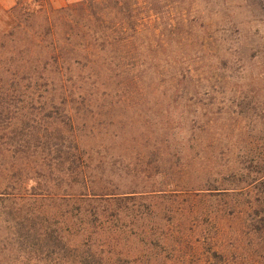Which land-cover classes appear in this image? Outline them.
Returning <instances> with one entry per match:
<instances>
[{"label":"rangeland","instance_id":"rangeland-1","mask_svg":"<svg viewBox=\"0 0 264 264\" xmlns=\"http://www.w3.org/2000/svg\"><path fill=\"white\" fill-rule=\"evenodd\" d=\"M129 4L146 93L76 102L96 120L79 127L87 189L16 137L30 148L0 166V264H264V0ZM13 5L0 0L2 22Z\"/></svg>","mask_w":264,"mask_h":264},{"label":"trees","instance_id":"trees-1","mask_svg":"<svg viewBox=\"0 0 264 264\" xmlns=\"http://www.w3.org/2000/svg\"><path fill=\"white\" fill-rule=\"evenodd\" d=\"M130 1L81 0L53 9L49 0H14V5L2 12L0 166L7 154H27L29 145L25 151L13 145L24 132L34 143L42 141L33 146L39 148L36 167L59 174L66 167L71 184H76L75 179H80L83 189L93 184L90 175L76 171L82 156L78 147L83 143L79 127L96 120L88 118V112L76 102L82 100L83 92L92 94L88 89L122 96L146 93L141 85L146 69H141L148 36L135 28ZM134 58L142 63L136 68L131 63ZM179 83L176 93L180 92ZM34 97L49 102L32 118ZM5 144L11 147L9 151ZM88 260L108 264L101 256L98 261L95 254L85 255L78 264H90Z\"/></svg>","mask_w":264,"mask_h":264}]
</instances>
